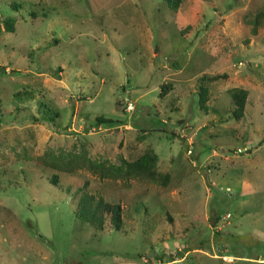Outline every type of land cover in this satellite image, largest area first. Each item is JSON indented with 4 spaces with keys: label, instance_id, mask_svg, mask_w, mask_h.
<instances>
[{
    "label": "rangeland",
    "instance_id": "rangeland-1",
    "mask_svg": "<svg viewBox=\"0 0 264 264\" xmlns=\"http://www.w3.org/2000/svg\"><path fill=\"white\" fill-rule=\"evenodd\" d=\"M146 153L166 186L81 166ZM81 187L122 231L79 222ZM263 243L264 0H0V264H264Z\"/></svg>",
    "mask_w": 264,
    "mask_h": 264
},
{
    "label": "trees",
    "instance_id": "trees-1",
    "mask_svg": "<svg viewBox=\"0 0 264 264\" xmlns=\"http://www.w3.org/2000/svg\"><path fill=\"white\" fill-rule=\"evenodd\" d=\"M163 3L169 10L176 12L183 0H162ZM258 21V18L256 19ZM5 27L8 31H13L14 22L12 19H7L4 21ZM183 32V31H182ZM255 33V31H253ZM225 75H214L212 77H202L200 79V93H199V106L205 108V98L207 97V86L208 84L224 79ZM169 90V85L164 84L160 86L159 97H164ZM230 97L232 103L234 104V109L232 111V117L236 120H239L244 113V108L246 104L247 92L242 89H233L230 92ZM42 108V118L46 121L53 122L56 118V110L49 104H43ZM115 122L111 119H104L103 117H96L94 121V126L102 124H114ZM85 161V160H84ZM157 157L154 153H146L136 159L135 161L125 162L120 167L114 166H102L99 164H93L88 161L83 162L81 160V166L89 169L93 174L98 175L101 179H120V180H129L136 179L140 181H152L156 183H161L166 186L169 181L168 174H159L155 170V164ZM77 164L68 165L64 164L62 170L64 172H73L75 171ZM59 167V165H58ZM51 184L58 187V177L54 175L51 180ZM84 186V185H83ZM70 189H67L69 192ZM75 193V217L82 224H88L95 230H102L105 222L109 221L111 228L120 232L123 230V221H122V209L119 204H112L106 202L100 195H92L86 192L84 187L76 189L73 191ZM264 244V243H263ZM261 244L260 246L263 247Z\"/></svg>",
    "mask_w": 264,
    "mask_h": 264
}]
</instances>
